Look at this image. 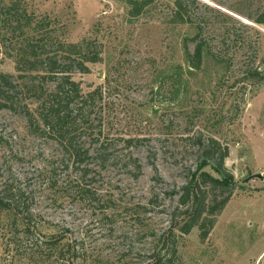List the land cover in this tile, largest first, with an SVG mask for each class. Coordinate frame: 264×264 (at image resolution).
Wrapping results in <instances>:
<instances>
[{"label":"rangeland","instance_id":"rangeland-1","mask_svg":"<svg viewBox=\"0 0 264 264\" xmlns=\"http://www.w3.org/2000/svg\"><path fill=\"white\" fill-rule=\"evenodd\" d=\"M196 1L191 23H175L168 0H154L135 16L125 0H20L34 23L50 21L51 38L45 41L52 50L61 38H87L100 47V62L73 80L84 93L103 87L104 133L114 156L105 167L92 159V172L81 181L65 147L28 135L22 119L1 112L0 135L9 147L0 149L1 171L9 170L28 193L31 215L17 217L15 230L12 213L2 214L0 264L147 263L169 232L177 235L174 193L195 169L196 155L186 142L194 134L227 147L224 166L237 187L204 242L196 229L177 238L182 263L264 264V86L240 82L250 63L264 76V27L246 19L257 15L262 1ZM214 17L216 25L209 27L224 35L222 46L214 44L224 52L223 61L241 59L228 72L225 62L205 55L200 69L192 70L183 40L194 35L196 22ZM2 31L7 40L0 39V73L15 76L19 40L10 41ZM243 37L241 50L237 39ZM120 138L143 141L126 149ZM128 153L137 159L139 174L127 164ZM27 226L32 236L23 238Z\"/></svg>","mask_w":264,"mask_h":264},{"label":"trees","instance_id":"trees-1","mask_svg":"<svg viewBox=\"0 0 264 264\" xmlns=\"http://www.w3.org/2000/svg\"><path fill=\"white\" fill-rule=\"evenodd\" d=\"M153 1L125 0V3L135 16ZM168 1L173 4L175 23H191L189 10L198 4L196 0ZM261 1L262 7L257 15L246 16V19L264 27V0ZM2 2L0 0V32L4 30L2 32L9 35L10 41L18 39L19 47L14 59L15 76L0 73V113L7 112L22 119L28 135L36 139H50L58 147H65L81 181H84L92 172L89 167L92 159L98 167H105L114 156L111 151L113 145L108 134L104 133L103 87L97 86L84 93L80 84L73 80L74 75L88 74V66L100 62L101 49L91 39L68 43L61 38L56 41V49L52 50L45 41L51 38L47 18L34 23L32 17L21 9L20 0H14L9 6L2 5ZM204 9L215 12L208 6H204ZM215 15L248 29L224 14ZM216 17L208 22L199 20L196 25L193 24L194 35L183 40L184 59L192 70L200 69L205 55L219 63L225 62L224 52L214 45L222 46L220 42L224 43V35L215 34L209 27V23L216 25ZM28 31L38 33V37L29 36ZM0 39L4 42L7 40L1 37V33ZM237 42L244 50L247 44L244 37L237 39ZM240 59V55L227 59L226 71L229 72L230 65ZM250 64L242 68L240 82L254 88L264 86V76ZM29 105H35V108L31 110ZM118 140L126 149L139 146L143 141L128 138ZM189 141V148L196 155V166L193 171H188V177L174 193L176 202L172 214L178 219L175 225L177 235L169 232L163 239V249L146 259L145 264H183L177 252V238L187 236L196 229L199 240L204 242L215 225L216 217L224 210L237 187L233 176L224 166L228 157L226 146L213 137L201 134L187 137L186 142ZM5 144L4 137L0 135V149H8ZM126 162L139 174L140 165L130 153ZM206 168L211 173L205 171ZM1 169L0 165V220L2 214L12 213L10 227L15 229L17 217L26 220L31 215L30 197L19 187L18 180L9 170L2 172ZM83 189L79 193L87 196L88 191ZM20 233L23 238L32 236L28 226ZM9 244L12 243L9 241ZM48 244L52 246L54 242Z\"/></svg>","mask_w":264,"mask_h":264},{"label":"water","instance_id":"water-1","mask_svg":"<svg viewBox=\"0 0 264 264\" xmlns=\"http://www.w3.org/2000/svg\"><path fill=\"white\" fill-rule=\"evenodd\" d=\"M254 177H256V178H260V176H259V175H257V176H254Z\"/></svg>","mask_w":264,"mask_h":264}]
</instances>
